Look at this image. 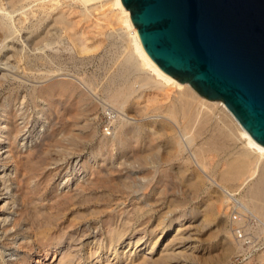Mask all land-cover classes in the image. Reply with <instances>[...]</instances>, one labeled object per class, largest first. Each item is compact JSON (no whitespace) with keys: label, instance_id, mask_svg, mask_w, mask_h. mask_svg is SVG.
I'll list each match as a JSON object with an SVG mask.
<instances>
[{"label":"bare ground","instance_id":"obj_1","mask_svg":"<svg viewBox=\"0 0 264 264\" xmlns=\"http://www.w3.org/2000/svg\"><path fill=\"white\" fill-rule=\"evenodd\" d=\"M55 1L56 0H13L14 6L21 5L19 10L22 11L18 13L17 12L18 8L15 10L13 9L14 12H17V14L14 16V20H12V22H15L17 21L16 19H21V18L22 19L25 18L26 20L29 19L31 21L29 25L30 26L29 29L32 36L30 40L31 41L30 51L28 53L29 49L28 50L25 49L23 55L25 57H28V59H30L29 62L31 65V67L26 66L25 71L27 72V69L29 68L32 75L42 73L43 69L39 68L40 66L38 67V65H42L45 68V67H50L51 66L50 64H53L55 62V58L52 55L48 54L47 52V49L52 48L56 43H58L59 40L58 37L55 36V34L57 35V33H52L51 27L60 30L59 33L61 34L63 40L67 39V42H65L63 49L69 50L72 56L75 57L76 55L77 57H79V59H82L85 63L91 61L92 56L90 55L91 53L90 51L95 48V47H91L88 44L87 40L89 37L86 34L88 32L91 34L92 31H95L98 34L99 33L104 34L106 32V29L102 26L104 23H102L99 18L96 20L89 19L88 15L90 14L92 15L90 10L81 13L80 18L78 19L72 17L71 11L67 12L65 10V6L67 7L69 4L71 5L73 1H77V0H63L65 2H68V4L66 5L57 4ZM85 1H93V0H85ZM95 5L96 6H94V10L97 12H101L102 15H104V19L106 18L108 20L110 18V22L108 23L114 25L113 26L114 31L108 34V38L109 39L111 37L113 38L116 37V39L119 38L122 42V47H123L120 55L121 59H119V62L117 61L118 66L116 67L115 71L113 70L114 72L112 71L113 73L110 74L106 84L102 87L104 91L108 94L107 95L108 102H110L112 106H114L113 109H115L116 111L115 113H116V117H118V121L112 128L113 131H111L114 135L112 137L105 136L102 140L98 142L97 149L92 151V153L93 152L95 153L93 155H95V158L98 160L99 167H101L103 172L105 171V173L99 170V171H95L97 172V174L95 175V173L91 169L90 174L91 175L94 174L95 177L90 176L92 179L88 178L90 181L88 182L90 184L84 185L77 183L74 188L69 187L67 192H62L63 193L62 195H64V197H66V199H68L69 201L72 199L74 200L79 196L84 197L86 194V189L88 187L90 188V186L95 184V181L97 180L101 181L100 179H103L101 178L103 177L101 175L102 173L106 178V176L109 175V170L112 169L115 165V162L113 161V150L117 147L120 151L119 153L120 155L119 160L121 159L120 163L127 164L126 162L129 161L128 164L131 162L134 164V167L135 164H137L144 169V174L141 177L144 178L146 182L145 183L142 182L141 185L142 192L140 194L141 196L139 197L140 201L137 203L138 205L137 209L135 208L136 209L135 214L137 213L140 214L144 206H146L147 208V206L150 205V198L152 199L156 196L161 197L164 193H167L165 191L168 188V186L173 187L174 182L171 179H169V174H168L169 172H175L177 175V180L185 183L186 171H188L189 169L188 164L190 162H195L197 166L196 173L198 178H200V180L198 178H197L198 180L196 179L195 180L200 182L194 181L193 186L198 185L197 186V190H198L199 183L205 184L204 176L205 175L210 176V174H205V175L203 174V173H209L208 172L209 166L207 162L209 158V154L211 152H216L218 154L221 152L228 153L231 150L230 145L232 144V142L238 141L240 143L239 144L240 148H238V150L235 152H230V155H232L233 153L234 154L231 157V160L229 161V167L223 170L222 177L220 178L222 184L225 185L221 184L222 185L221 186L217 183L219 187H222L221 188L222 191H219L218 198L220 199L221 202L219 203L221 204L219 206L222 207V205H226L228 210L229 209L228 206H230L228 196L234 197L235 195L232 192L233 190H231L229 186L233 187V185H235L237 182H240V180L242 181L240 183V187L243 188L242 190L244 191V193L241 196V198H239V201L240 203H242L244 210L243 207L241 208V206L237 208H239V210H241L242 213L246 211L253 212L258 218H260L261 223L255 224V226H253L254 224L250 225V223H248L246 217H242L241 219H239L238 215H236L234 217V220L232 221V225L234 227L235 233L231 236L227 234L226 236L227 249L225 250H227L228 251L227 253L229 254V252L232 253L233 251L237 253L242 251L245 252V250L250 249L251 243L253 242L248 241V239L250 240V238L252 237H247L246 231L251 230L253 233H256V235L260 234L261 232H264V145L252 137V135L240 124V122L226 107V105L221 102V100L218 102H213L199 95H196L195 90L191 85L181 84L178 79H176L175 77L164 71L152 59V57L147 53L146 49L144 48L141 42L138 29L131 18V13L124 11L122 0H102L101 2ZM28 6H30V8L27 9ZM2 9H3V4L0 0V11H2ZM12 22L0 18V34L2 33L3 35L2 38H0V42H2V47L0 48V65L5 63L3 61L5 58L8 57L6 53H8L9 51V46H10L9 44L11 40L17 39L18 36L17 31H20L19 30L20 28L18 29V27L14 25L15 23ZM82 24L83 25L85 24L86 27H83ZM110 24H106V25L104 24V25L108 27L107 25ZM29 29L27 30L29 31ZM38 50L40 53H38ZM57 50H61V47H59ZM44 70L46 72H43V74H45L46 79L48 80L43 85L42 88L44 89H42V91L46 90L45 93L47 96L50 93L51 95H53V92L56 91V89L58 88V89H64L69 97L78 99L79 102H83L86 99L90 98L88 93L84 92V90L81 87H79L77 83L78 84L80 83L83 88L92 87L96 81L94 78L89 76H85L81 78L79 76L80 78L77 77L78 81L76 79L74 81V79L72 80L70 77H69L70 79H67L68 74L65 76V78L67 77L66 79L60 78L61 75L60 71L62 70L61 66L57 72H54L55 70L53 69L52 71L51 69H47V68ZM54 74L56 75V77L57 76L59 77L53 78L55 76ZM94 107L95 106L87 107L88 110H85L80 107L81 111L77 115H75V121L73 122V124L70 123V126L67 129V131L71 132L74 129H76L75 127L78 126L79 117H83L84 115H87L88 111L90 110L91 112L92 109H94ZM49 111H50L49 108L41 109V113L38 115V117L40 116L39 117L40 119L43 117L44 119H46V122L40 123L39 126L44 127L48 125L50 127L54 124V113L51 112V114L49 113L50 115L46 116ZM128 111H133L135 113L136 117L134 122H129L130 115ZM90 112L89 114H91ZM148 113H157L155 115L159 114L158 115L159 119H149L147 117L144 118V115L145 114L147 115ZM18 115H19L18 112L13 109V106L11 104H4L3 106L0 107V121H2V123H5V126L0 125L1 126L0 130H2V133L0 132L1 133L0 141L3 140L2 138H11V139L13 138V141H16L18 139V137L21 134L20 130L22 128V127L20 128V125L24 122V121L21 122L18 121L17 119ZM165 120L169 121L170 124L162 126L161 122L162 121L165 122ZM25 123L28 122H26L25 120ZM86 127L88 130L89 126L86 125ZM92 132L89 131L88 135L94 136L93 135L94 133ZM166 132L170 134L165 136ZM108 133L110 134V132ZM163 138L167 139V141L164 142ZM47 139L49 140L48 133H46L44 137H40V140L38 142L39 145L31 151L29 150L30 152L26 154H22L21 152L18 151L17 148H15V152H17L18 157L20 159L26 157L28 161L32 162L33 158L36 157L38 154H40V152L43 153L42 151L43 149L41 150V148ZM10 145L13 147L15 146L14 142L12 141ZM160 148L164 149L165 152H167L166 157H163L161 153H159ZM2 150L3 147H0V153L2 154L6 153V151L2 152ZM11 150L9 152H11ZM10 154L9 155L7 154L5 157L6 165L9 164V162H11V160L13 159V155ZM176 163H178L179 165L184 164L186 166H180L178 168H175ZM24 167L26 170L29 169V168L27 169L26 166ZM83 168H85V166ZM14 175H15L14 179L17 180L16 183L20 187L19 190L22 191L21 188L23 187L26 188L25 189L26 191L23 190L24 192L31 191L27 188L33 186L32 185L33 180H31L32 183L31 182L29 183L30 180L28 179L29 178L28 173L26 175L25 172L21 173L19 171H16ZM127 179H129V177ZM162 181L164 182V184H167L166 189L163 188V185L161 184ZM46 182L48 183V181ZM34 183L36 184V182ZM43 184L46 185L45 183H42V185ZM100 184L101 183H99V185ZM38 185L39 182L36 184L35 187H37ZM155 185H157L156 186L157 189L154 193V191L153 192L151 191L153 189V186ZM160 185H162V187H160ZM223 187L226 189H224ZM127 188L130 189L133 188V186L129 184V181ZM5 189L8 191L10 187H6ZM226 190L229 192H226ZM17 193L19 192H16V194ZM8 194L9 195L11 194V196L13 197H15L16 195L15 193H13L12 195L11 190ZM28 194L30 193L28 192ZM31 194H33V192H31ZM19 195L20 194H18V196ZM26 195L27 194L25 193L23 199L26 197ZM18 196H16V198H18ZM43 196L45 197V195ZM86 197L88 196L86 195ZM16 198L13 199L14 204L16 203L19 204L18 202L20 200H23L19 197L20 200L17 201ZM41 199L43 200L44 198ZM141 200L143 202L141 205H139ZM171 200L172 199H169V202ZM51 201H53V199ZM111 202L113 203V201ZM70 203L72 202L70 201ZM60 204L61 203H59V205ZM169 204L172 205L174 203L170 202ZM178 207L180 206L178 205L177 208ZM106 208L105 210L104 208H101V210L105 212ZM111 209L107 208L109 212H111L110 211ZM175 209H173L174 211L171 210V213L177 211V209L176 210ZM23 210L26 211L25 209ZM101 210H99V215L100 212H102ZM24 211L22 212L24 213ZM116 211L119 213V218H123V215H126V217L122 221L120 220L115 226L113 225L111 229L107 230V232L105 233L106 236L105 238H102V236L101 235L99 236L97 233L98 228H100L101 233L104 232L102 231L100 225L98 226L94 225L95 227L92 231L90 229L91 228L90 225L88 224L89 228H85V227L78 228V230L75 231L74 233L65 232V235L62 237L61 244H59L58 246L57 245H53V246L51 245L49 247L45 246L43 250H40L41 252L37 251V253L40 254V256L38 259H36L35 263L42 264L43 263L42 261L50 260L47 264H155L154 263L156 262L155 255L158 254L157 246L160 244L163 234L167 232V230L171 229V227L174 224V221L171 223L170 222L166 223L165 220L161 221L150 231L152 233L151 239H145L146 236L144 237L141 235H135L132 233L133 231L129 230L132 223H131L130 212L127 209L123 208L122 206L119 208V210ZM18 212L15 213L18 214ZM29 212L26 213L29 215ZM191 212H192L191 215L193 214L195 215L197 214V212H199V210L198 208L193 207V209H191ZM206 212L207 213L205 214L207 215L209 213L208 209L206 210ZM81 213L83 214V212ZM167 213L168 212L166 211V214ZM17 214L15 216L14 215L11 216V214H6V216L3 217L4 226H2L1 229L5 238L8 237V238H12L13 240H16L18 236L22 234V232L19 229H17L18 225L22 223L21 221L20 222L18 221L19 216L17 217ZM133 215L134 214H132V216ZM184 215L185 213L178 215L177 218H175V222H181V218H183ZM34 217H32V219ZM209 217L210 216H208V218ZM97 219L99 220V218ZM33 220L35 221V219ZM33 223L35 224V222ZM239 227L240 230L238 232L237 229ZM180 231H181V226H177V233H179ZM240 232H245V233L239 236L238 234ZM38 234L39 236H42L40 232ZM28 236H30L29 233L26 237L23 238H28ZM65 236H67V239H65ZM177 239L178 236L176 237V240ZM246 241L249 242L248 245H245ZM84 245L89 246V249L94 253L92 255L93 256L92 259L86 260L83 254H81V247H83ZM122 246L123 249L120 250ZM27 247L29 248V246ZM138 248H140L139 251ZM33 249L34 246H31L27 252H24L22 255L19 254L20 255L19 257L17 254V258H16L17 261H5L3 259L5 257L3 256V251H2L1 254L2 260H0V264H16L18 260L24 261L27 264H29L31 259V252ZM14 254L15 253L11 255ZM224 254L225 256L228 255L226 254V251ZM41 256L43 257L42 260H41ZM162 257L163 256L161 255L160 258ZM165 257L172 258V254L168 253L166 254ZM246 264H264V255H258V256L252 255L250 256L249 261Z\"/></svg>","mask_w":264,"mask_h":264},{"label":"rangeland","instance_id":"obj_2","mask_svg":"<svg viewBox=\"0 0 264 264\" xmlns=\"http://www.w3.org/2000/svg\"><path fill=\"white\" fill-rule=\"evenodd\" d=\"M101 1L102 0H77L73 1L71 5L69 4L67 7L65 6V10L67 12L71 11L72 17L75 19L80 18L81 13L90 10V12L92 13V15H88L90 20H96L99 18L105 25L110 24L108 23L110 22V18L108 19V21L106 18L104 19V15H102L101 12H97L94 10V6H96L95 4H98ZM1 2L3 4V9L2 11H0V18L3 20H9L10 22H12L17 12L20 13L22 11L19 10L21 5L14 6L13 0H1ZM55 2L57 4L63 5L68 4V2H65L63 0H56ZM17 8V12H14V10ZM28 8H30V6H28L27 9ZM16 20L17 21L12 23H15L14 25L18 27V29L20 28V31H17V35L19 37L17 36V39L11 40L9 44V51L8 53H6L8 57L4 59L3 62L5 63L0 65V107L4 104H11L13 106V109L19 114L17 118L18 121L24 122L20 125V128L22 127L20 130L21 134L16 141H13V138H2L3 140L0 141V147H3L2 152L6 151V153H0V260H2V251L3 256L5 257L3 259L5 261H17V254L19 257L24 252H27L31 246H34V249L31 252V259L29 264H36L35 261L40 256L37 251L43 250L45 246H58L59 244H61V240L65 235V232L74 233L78 230V228H89L88 224L91 227V231L96 225H100L102 231L104 232L101 233L100 228H98L97 233L99 236L101 235L102 238H105V233L107 232V230L111 229L113 225L115 226L120 220L122 221L123 219H125L126 215H123V218H119V213L116 211L119 210V208L122 206L130 212L132 224L129 230L133 231L132 233L135 235H141L144 237L146 236L145 239H151L152 233L150 231L161 221L165 220L166 223H171L174 221L175 226L173 224L171 229L167 230V232L163 234L162 240L157 246L158 254L155 255V264H246L249 261L250 256L264 255V232L256 235V233H253L251 230L246 231L247 237H252L250 238V240L248 239V241L253 242L251 243V248L247 249L248 251L245 250V252L242 251L237 253L233 251L232 253L229 252L228 254V251L225 250L227 249V234L231 236L235 233L232 221L234 220V217L236 215H238L239 219H241L242 217H246L248 223H250V225L254 224L253 226H255V224L261 223L260 218H258L253 212H247L245 210L246 212L242 213L241 210L237 208L240 206L241 208L243 207L242 203H240L239 201V198H241L244 193V191L242 190L243 188L240 187V183L242 182L241 180L240 182H237L235 185H233V187L229 186V188L233 190L232 192L235 194L234 197L232 196L233 198L231 196H228L230 202V206H228L229 209L227 210L226 205H222V207L219 206L221 205L219 204L221 202L218 198V194L219 191H222V187H219L217 183L219 185L222 184L220 178L222 177L223 170L229 167V161L234 154L233 153L232 155H230V152H235L238 150V148H240V143L238 141L232 142V144L230 145L231 150L228 153L221 152L218 154L216 152H211L209 154V158L207 161L209 166V173L203 174H210L211 177L208 175L204 176L202 174L204 176L205 184L199 183L198 190V185L193 186L194 181L200 182L196 181L198 179L200 180L196 173L197 166L195 162H190L188 164L189 169L188 171H186L185 183L177 180V175L175 172H169V179L174 182L173 187L168 186L167 188V184H164L163 181L165 180H163L161 184L163 185V188H167L165 191L167 193H164L161 197L156 196L157 198H150V205H148L147 208L146 206H144L140 214H135L138 206L137 203L140 201L139 197L141 196L140 194L142 192V182H146V180L141 177L144 174V169L137 164H135L134 167V164L131 162L128 164L129 161L126 162L127 164L120 163V151L116 147L113 150V161L115 162V165L112 169L109 170V175L105 178L103 174L105 173V171L103 172L102 168L99 167L98 160L95 158V155H93L95 153H92V151L97 149V144L100 140H102L105 136L112 137L114 135L111 131H113L112 128L118 121V117H116L115 113L116 111L115 109H113L114 106H112V104L108 102V94L102 88L106 84L110 74L113 73L118 66L119 59H121L120 55L123 49L122 42L119 38H108V34L114 31V25H107L109 27L108 28L103 24L102 26L106 29V32L104 34H98L95 31H92L93 33L90 31L91 34L89 32L86 34L89 37L87 40L88 44L91 47H95L90 51L92 59L90 62L88 61V63H85L76 55L75 57L72 56L69 50L63 49V46L65 42H67V39L63 40L61 34L59 33L60 30L51 27L52 33H57V35L55 34V36H57L59 40L58 43H56L52 48L47 49V52L55 58V62L53 64H50L51 66L49 65L52 68H44L42 65H38V67L40 66L39 68L43 69L42 73L32 75L29 68L27 69V72L25 71V67H31V65L29 62L30 59L23 55L25 49H29L28 53L30 51V40L32 36L29 25L31 21L29 19L26 20L25 18ZM83 27H86V25L84 24ZM27 29H29V31ZM2 36L3 35L1 33L0 38H2ZM59 47H61V50H57ZM38 53H40L39 50ZM60 66L62 68V70L60 71L62 77L60 75V78H65V76L68 74V78H66H71L72 80L74 79V81L75 79L77 80V77L79 76L81 78L89 76L96 80L92 87L83 88L80 83H77V85H79V87H81L84 92L88 93V95L90 96L89 99H86L83 102H79L78 99L69 97L64 89L57 88L56 91L53 92V95H51L50 93L48 96L45 93L46 90L42 91V89H44L42 88L43 85L48 80L46 79L45 74H43V72H46L44 69L47 68L55 70L57 67V69L54 71L57 72L60 69ZM64 70L66 73L64 72ZM55 77L56 75L53 78ZM221 102L224 103L222 100ZM91 106H95L91 112L89 110L88 113L85 112L87 113V115L79 117L78 126H80L75 127L76 129L71 132L67 131L70 123L73 124V122L75 121V115H77L81 111V108L88 110L87 107ZM42 108H49L50 111L46 116L50 115L51 112L54 113V124L50 127L48 125L44 127L39 126L40 123L46 122V119H44L43 117L41 119L39 118L40 116L38 117V115L41 113ZM108 111V114L111 115L110 119L106 114ZM89 112L91 114H89ZM70 113L72 115L74 113V115L72 116ZM128 113L130 115L129 122H134L136 117L135 113L133 111H128ZM155 114L157 113H148L147 115L145 114L146 116L144 115V118L147 117L149 119H159V114ZM25 120L28 123H25ZM167 124H170V122L166 120L165 122H161L162 126ZM0 125L5 126V123H2V121H0ZM86 125L89 126L90 129L88 128L87 130ZM89 131H93L92 133H94V136L88 135ZM0 132L2 133V130H0ZM108 132H110V134ZM46 133L49 134V140L47 139L41 148V150L43 149V153L40 152V154L33 158L32 162L28 161L26 157L21 159L18 157L17 152H15V148H17L18 151L22 154H26L39 145L38 142L40 140V137H44ZM169 134L170 133L166 132L165 136ZM163 140L164 142L167 141V139L165 138H163ZM11 141L14 142V147L10 145ZM10 150L12 153L9 152ZM159 153H161L163 157H166L167 155V152H165V150L162 148H160ZM7 154L13 155V159L11 160V162H9V164L6 165L5 157ZM130 164L133 166H131ZM24 166L29 169L26 170ZM31 166L33 167V169ZM84 166L85 168H83ZM180 166L186 165H179L178 163L175 164V168H178ZM139 168L141 169V171ZM91 169L95 173V175L97 174V172L95 171H102L103 173L101 172V175L103 177L101 178H103L104 180L100 179L101 181H95V184L97 182L98 183L96 185L93 184V187L90 186L91 189L88 187L86 189V194L84 197L79 196L74 200L72 199L74 202L70 200L72 202L70 203V201L66 199L64 195H62V192H67L69 187L74 188L77 183L84 185L90 184L88 178L92 179L91 177H95L94 174H90ZM16 171H19L21 173L25 172L26 175L28 173V179L30 180L29 183H32L31 180H33V186L27 188L31 191H27L30 194L31 192H33V194L30 195L28 194V192H24L26 191V188L23 187L21 188L22 191L19 190L20 187L16 183L17 180L14 179V174ZM38 174L42 175L39 176ZM128 177L129 179H127ZM3 180H5L6 183ZM45 180L48 181V183ZM37 181L39 182V185L35 187L38 183ZM128 181L129 184L133 186V188H127ZM34 182H36V184ZM42 183H45L46 185H42ZM99 183L101 184L99 185ZM136 183L139 184L137 185ZM162 185H160V187H162ZM156 186L157 185L153 186L151 192L154 191L155 193L157 189ZM6 187H10L8 191L10 192L11 190L12 195L13 193L16 194V192L19 193H17L15 197H13L11 196V194H8L9 192L5 189ZM87 190L89 191V193ZM226 192L229 191L226 190ZM23 193L24 195L25 193L27 194V198L25 197L23 199ZM18 194L20 195L18 196ZM88 194L91 195L89 196ZM43 195H45V197ZM86 195L88 197H86ZM16 196H18V198H16ZM19 197L23 200H20ZM15 198L17 201L20 200L18 202L19 204L13 203V199ZM41 198L44 199L42 200ZM52 199L53 201H51ZM169 199H172L170 202H173L174 204H169ZM155 200L158 202H156ZM111 201H113L114 204ZM116 202L119 203L117 204ZM142 202L143 201L141 200L139 205H141ZM59 203L61 204L59 205ZM74 203L76 206L74 205ZM178 205L180 207L177 208ZM106 207L108 209L112 208L110 210L111 212H109ZM175 207L177 211L171 213V210L175 209ZM193 207H196L199 210V212H197V214L195 215H191V209H193ZM22 208L26 211H24ZM101 208H104V210L106 208V211H102ZM207 209L209 211V215H207L210 216V219L205 214L207 213ZM99 210L103 212H100V215ZM18 211L21 212L19 213ZM22 211H24V213ZM166 211L168 212L167 214ZM15 212H18V214ZM26 212H29V215ZM81 212H83L85 216ZM31 213H34L36 216L33 214L35 216L34 217ZM182 213H185V215L183 218H181V222H175V218H177V216L181 215ZM6 214H11V216H15L17 214V217L19 216L18 221L22 222L18 225L17 228L22 232V234H20V236H18L16 240L8 237L7 239L3 235L1 228L2 226H4L3 217L6 216ZM132 214L134 215L132 216ZM32 217H34L33 219H35V221L32 219ZM97 218H99V220ZM31 220L35 222L36 225ZM77 223L80 225H78ZM37 225L39 226V228ZM177 226H181V231L179 233H177ZM34 228L38 229L36 230ZM239 230L240 227L237 229V231L239 232ZM39 232L42 236H39ZM28 233L30 236H28V238H23L26 237ZM244 233L245 232H240L238 235L241 236ZM177 236L180 240H176ZM65 239H67V236H65ZM248 241H246L245 245H248ZM27 246H29V248ZM122 249L123 246L120 250ZM139 249L140 248H138V251ZM225 251L226 254H228L226 256L224 254ZM13 253L15 254L11 255ZM168 253L172 254V258L165 257ZM81 254H83V256L87 260L92 259V255L94 253L89 249V246L84 245L83 247H81ZM161 255L163 256L162 258H160ZM42 258L43 257L41 256V260ZM20 261L21 260H18L16 264H27L24 261ZM49 261L44 260L42 261V264H47Z\"/></svg>","mask_w":264,"mask_h":264},{"label":"water","instance_id":"obj_3","mask_svg":"<svg viewBox=\"0 0 264 264\" xmlns=\"http://www.w3.org/2000/svg\"><path fill=\"white\" fill-rule=\"evenodd\" d=\"M152 59L264 145V0H122Z\"/></svg>","mask_w":264,"mask_h":264},{"label":"built area","instance_id":"obj_4","mask_svg":"<svg viewBox=\"0 0 264 264\" xmlns=\"http://www.w3.org/2000/svg\"><path fill=\"white\" fill-rule=\"evenodd\" d=\"M2 47V42H0V48ZM109 113V111L106 113L107 114V117L110 119L111 118V115L110 114H108Z\"/></svg>","mask_w":264,"mask_h":264}]
</instances>
